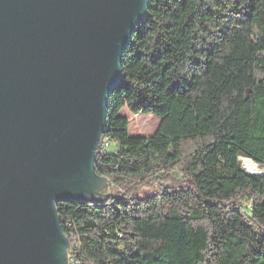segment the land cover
<instances>
[{"label": "trees", "instance_id": "obj_1", "mask_svg": "<svg viewBox=\"0 0 264 264\" xmlns=\"http://www.w3.org/2000/svg\"><path fill=\"white\" fill-rule=\"evenodd\" d=\"M109 94L96 201L57 204L76 264H264V0H149ZM127 106L161 118L131 136ZM76 245V246H74Z\"/></svg>", "mask_w": 264, "mask_h": 264}, {"label": "water", "instance_id": "obj_2", "mask_svg": "<svg viewBox=\"0 0 264 264\" xmlns=\"http://www.w3.org/2000/svg\"><path fill=\"white\" fill-rule=\"evenodd\" d=\"M148 5L0 0V264H68L57 204L109 190L96 172L109 94Z\"/></svg>", "mask_w": 264, "mask_h": 264}, {"label": "rangeland", "instance_id": "obj_3", "mask_svg": "<svg viewBox=\"0 0 264 264\" xmlns=\"http://www.w3.org/2000/svg\"><path fill=\"white\" fill-rule=\"evenodd\" d=\"M121 114L123 116H127L129 118V122H131L132 126L135 129V132L140 133V135H138V136L152 135L157 130V128L161 122V118H159L153 114L135 115L129 110V108L127 106H125L121 110ZM129 131H130V128H129ZM130 134H131V136H136V135L132 134L131 131H130ZM102 140H101V142H102ZM105 142H108V145H102V151L103 152L114 153L117 150L118 146L115 142L109 141L107 139L105 140ZM243 157H246V156L240 157V163H241L242 168L246 171V168L243 165V163H244Z\"/></svg>", "mask_w": 264, "mask_h": 264}, {"label": "bare ground", "instance_id": "obj_4", "mask_svg": "<svg viewBox=\"0 0 264 264\" xmlns=\"http://www.w3.org/2000/svg\"><path fill=\"white\" fill-rule=\"evenodd\" d=\"M243 160H244L243 165L246 168L247 173H249V174H264V165L263 164H260V163L254 161L253 159L248 158V157H243Z\"/></svg>", "mask_w": 264, "mask_h": 264}, {"label": "built area", "instance_id": "obj_5", "mask_svg": "<svg viewBox=\"0 0 264 264\" xmlns=\"http://www.w3.org/2000/svg\"><path fill=\"white\" fill-rule=\"evenodd\" d=\"M109 141H111V140L109 139ZM100 144H102V145H108V142H101ZM74 246H76V245H74ZM68 264H76L75 260L71 257L70 252H69Z\"/></svg>", "mask_w": 264, "mask_h": 264}, {"label": "crops", "instance_id": "obj_6", "mask_svg": "<svg viewBox=\"0 0 264 264\" xmlns=\"http://www.w3.org/2000/svg\"><path fill=\"white\" fill-rule=\"evenodd\" d=\"M129 125H130V126H129L130 131H131L132 134H134V135H136V136L140 135V133H136V132H135V129H134V127L132 126L131 122H129ZM130 131H129V132H130ZM130 135H131V134H130ZM149 136H151V135H149ZM149 136H147V137H149Z\"/></svg>", "mask_w": 264, "mask_h": 264}]
</instances>
